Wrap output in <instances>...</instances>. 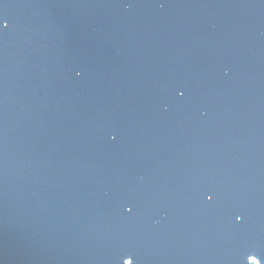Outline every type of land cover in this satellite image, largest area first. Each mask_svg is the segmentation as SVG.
Returning <instances> with one entry per match:
<instances>
[{
	"label": "water",
	"instance_id": "obj_1",
	"mask_svg": "<svg viewBox=\"0 0 264 264\" xmlns=\"http://www.w3.org/2000/svg\"><path fill=\"white\" fill-rule=\"evenodd\" d=\"M0 18V264H264V0Z\"/></svg>",
	"mask_w": 264,
	"mask_h": 264
},
{
	"label": "snow or ice",
	"instance_id": "obj_2",
	"mask_svg": "<svg viewBox=\"0 0 264 264\" xmlns=\"http://www.w3.org/2000/svg\"><path fill=\"white\" fill-rule=\"evenodd\" d=\"M0 26H2V27H4V28H6V27L8 26L7 23H6V18H0ZM208 199L211 200L212 197L209 196ZM241 218H242L241 215H239V214L236 215V219H237V220H240ZM251 259H252L253 261H255V264H257V260H256L255 256L251 257ZM125 264H133V262H132L131 259H128V260L125 262Z\"/></svg>",
	"mask_w": 264,
	"mask_h": 264
}]
</instances>
